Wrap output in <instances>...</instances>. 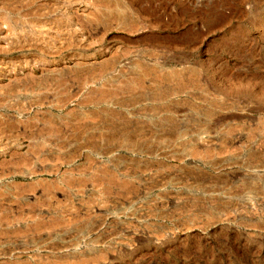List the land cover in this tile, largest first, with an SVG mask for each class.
Here are the masks:
<instances>
[{
  "label": "rangeland",
  "instance_id": "rangeland-1",
  "mask_svg": "<svg viewBox=\"0 0 264 264\" xmlns=\"http://www.w3.org/2000/svg\"><path fill=\"white\" fill-rule=\"evenodd\" d=\"M0 264H264V0H0Z\"/></svg>",
  "mask_w": 264,
  "mask_h": 264
},
{
  "label": "bare ground",
  "instance_id": "bare-ground-1",
  "mask_svg": "<svg viewBox=\"0 0 264 264\" xmlns=\"http://www.w3.org/2000/svg\"><path fill=\"white\" fill-rule=\"evenodd\" d=\"M121 8V7H120ZM117 10V9H116ZM31 174L29 173H24V176H30Z\"/></svg>",
  "mask_w": 264,
  "mask_h": 264
}]
</instances>
